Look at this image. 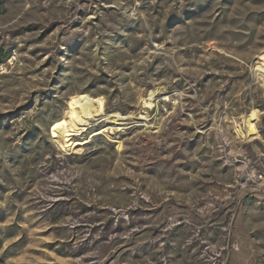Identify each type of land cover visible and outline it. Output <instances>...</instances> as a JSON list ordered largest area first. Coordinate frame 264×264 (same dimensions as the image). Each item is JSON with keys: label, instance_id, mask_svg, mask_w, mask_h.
<instances>
[{"label": "rangeland", "instance_id": "1", "mask_svg": "<svg viewBox=\"0 0 264 264\" xmlns=\"http://www.w3.org/2000/svg\"><path fill=\"white\" fill-rule=\"evenodd\" d=\"M263 52L264 0H0V264H264ZM152 89L158 129L49 137L72 94Z\"/></svg>", "mask_w": 264, "mask_h": 264}, {"label": "bare ground", "instance_id": "2", "mask_svg": "<svg viewBox=\"0 0 264 264\" xmlns=\"http://www.w3.org/2000/svg\"><path fill=\"white\" fill-rule=\"evenodd\" d=\"M251 69L260 77V81L264 84V52L256 56ZM158 94V89H152L144 97H141V108L143 111L137 116L131 114L122 115L118 112L107 113V109L105 110L106 101L103 96H92L85 92L72 94L66 102L64 115L49 126V137L58 151L69 154L70 152L81 150L94 136L113 134L117 138L120 132L134 125H142L145 128L149 125V127L152 126V128L156 129L159 126L157 122L159 119L149 124V111L156 106L154 102H156ZM258 116L259 111L252 109L240 121H234L237 136L239 134L240 138L242 137L244 140L256 139L258 130L255 122ZM133 120H136V122ZM103 123V126L91 132L87 138H84V135L91 129L99 127ZM121 144V142L118 143V149H121Z\"/></svg>", "mask_w": 264, "mask_h": 264}, {"label": "built area", "instance_id": "3", "mask_svg": "<svg viewBox=\"0 0 264 264\" xmlns=\"http://www.w3.org/2000/svg\"><path fill=\"white\" fill-rule=\"evenodd\" d=\"M258 180L263 181L262 183L264 184V178H263L262 176H259V177H258Z\"/></svg>", "mask_w": 264, "mask_h": 264}]
</instances>
